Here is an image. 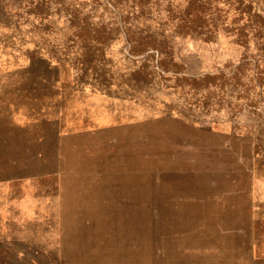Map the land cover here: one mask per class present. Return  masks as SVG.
Wrapping results in <instances>:
<instances>
[{"label":"rangeland","instance_id":"rangeland-1","mask_svg":"<svg viewBox=\"0 0 264 264\" xmlns=\"http://www.w3.org/2000/svg\"><path fill=\"white\" fill-rule=\"evenodd\" d=\"M0 264H264V0H0Z\"/></svg>","mask_w":264,"mask_h":264},{"label":"trees","instance_id":"trees-1","mask_svg":"<svg viewBox=\"0 0 264 264\" xmlns=\"http://www.w3.org/2000/svg\"><path fill=\"white\" fill-rule=\"evenodd\" d=\"M257 15V13H254ZM207 38H211L209 35ZM128 39L132 42L130 47V52L134 54L142 53L147 51L149 48H153L158 52L157 65L161 67L164 71H173V74L168 76L169 82L164 81V85L175 91H196L204 90L211 88L214 89H224L229 87V94L236 92L237 87L241 84L242 79L245 76L246 70H248V64L251 63L250 59H247V56H244L238 63L234 65L226 66L228 69H220L215 73H206L203 75H183L179 74V69H174L168 65L167 57L163 54V49L151 35L135 37L131 35L128 31ZM244 42V41H243ZM183 66L181 65V68ZM252 73H255V70L252 69ZM250 78L251 81H254V76ZM211 93H208L206 97L211 98ZM249 99H247L248 101ZM246 101V102H247Z\"/></svg>","mask_w":264,"mask_h":264}]
</instances>
